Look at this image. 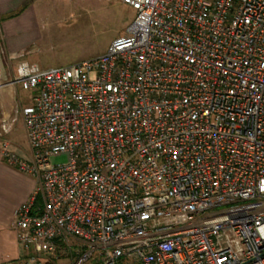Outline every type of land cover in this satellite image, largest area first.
I'll return each mask as SVG.
<instances>
[{"label": "built area", "instance_id": "1", "mask_svg": "<svg viewBox=\"0 0 264 264\" xmlns=\"http://www.w3.org/2000/svg\"><path fill=\"white\" fill-rule=\"evenodd\" d=\"M123 2L105 53L0 66L3 135V86L35 92L20 264H264V0Z\"/></svg>", "mask_w": 264, "mask_h": 264}, {"label": "rangeland", "instance_id": "2", "mask_svg": "<svg viewBox=\"0 0 264 264\" xmlns=\"http://www.w3.org/2000/svg\"><path fill=\"white\" fill-rule=\"evenodd\" d=\"M38 6L43 35L23 56L41 68L68 66L105 53L114 39L126 33L136 15L123 0H40ZM0 56L9 62L14 60L12 56ZM10 71L14 72V68ZM19 89L23 101L35 95L34 91ZM15 127V132L6 135L0 131V145L10 143L12 154L29 160L23 121L18 125L15 122ZM64 161V156L53 158V162Z\"/></svg>", "mask_w": 264, "mask_h": 264}, {"label": "crops", "instance_id": "3", "mask_svg": "<svg viewBox=\"0 0 264 264\" xmlns=\"http://www.w3.org/2000/svg\"><path fill=\"white\" fill-rule=\"evenodd\" d=\"M39 2L40 0H0V46L13 55L12 59H14L9 62L8 59L0 56V66L3 67L2 74L5 78L10 76L11 68L16 70L21 62H28L23 55L29 53L43 35L44 26L41 22ZM19 54L21 56H15ZM19 87L21 86L5 85L1 89L3 117L11 119L16 117L17 125L19 121H23L22 108L30 106L35 97L32 95L27 101H23ZM1 121L0 117V124ZM16 129L15 127L11 133ZM25 138L27 141L26 134ZM1 149L2 145H0V264H20L23 250L12 224L20 206L36 190L37 181L31 175L10 166L2 158Z\"/></svg>", "mask_w": 264, "mask_h": 264}]
</instances>
